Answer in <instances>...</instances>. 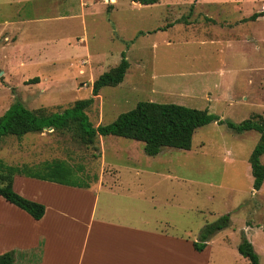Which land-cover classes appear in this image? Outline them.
Wrapping results in <instances>:
<instances>
[{"label":"rangeland","instance_id":"obj_1","mask_svg":"<svg viewBox=\"0 0 264 264\" xmlns=\"http://www.w3.org/2000/svg\"><path fill=\"white\" fill-rule=\"evenodd\" d=\"M262 12L264 0H161L147 6L130 0H0V116L16 100L49 115L91 98L92 83L115 68L124 52L129 68L122 83L102 88L85 110L94 127L143 101L207 110L233 123L264 121V16L246 21ZM34 78L39 82L30 84ZM258 141L255 131L237 134L211 123L195 132L189 151L165 148L150 157L140 142L97 136L84 145L71 131L44 129L0 139V161L37 175L44 164L61 162L71 175H49L81 188L103 178L107 190L105 184L118 179L129 185L127 197L119 192L116 200L126 203L130 221L152 229L164 227L154 219L168 215V232L189 242L229 215V226L192 264H250L237 250L243 238L264 264V183L252 189L249 163ZM260 161L264 165V156ZM101 192L98 210L106 200ZM8 225L13 217L0 198V251L15 242L1 240ZM69 227L51 235L57 249L47 262L40 248L34 264H76L81 230Z\"/></svg>","mask_w":264,"mask_h":264},{"label":"trees","instance_id":"obj_2","mask_svg":"<svg viewBox=\"0 0 264 264\" xmlns=\"http://www.w3.org/2000/svg\"><path fill=\"white\" fill-rule=\"evenodd\" d=\"M143 6L154 5L161 0H130ZM107 7V11L110 10ZM264 16V12L252 14L246 21H254ZM129 63L125 53H121L118 65L112 70L101 74L93 83L91 98L78 100L72 107L61 113L44 115L31 111L19 101H15L2 116H0V139L4 137L22 138L29 133H40L44 129L55 131H71L82 144L92 145L97 136H114L140 142L143 144L145 155L155 157L165 148L189 151L195 132L211 123L225 125L237 134L255 131L259 134V141L251 152L249 163L253 178L252 189L259 191L264 183V165L260 158L264 156V121L253 119L233 123L221 119L218 115L207 110H200L173 103L138 102L136 106L120 114L115 121L107 125L94 127L89 123L85 110L93 103V97L104 87H115L122 83ZM34 78L30 84L38 83ZM43 175L31 174L19 167H11L0 161V196L8 203L27 213L34 220H39L45 212L44 205L30 201L15 193L12 189V179L16 174H24L36 179L51 181L72 187H83L78 183L55 178L49 174L69 173L71 171L61 162L46 163L42 166ZM229 215L222 216L215 223L206 225L200 232L198 242L192 246L196 252H201L207 242L220 230L229 226ZM238 253L246 258L250 264H259V258L252 244L243 238L237 247ZM13 255H0V264H12Z\"/></svg>","mask_w":264,"mask_h":264},{"label":"crops","instance_id":"obj_3","mask_svg":"<svg viewBox=\"0 0 264 264\" xmlns=\"http://www.w3.org/2000/svg\"><path fill=\"white\" fill-rule=\"evenodd\" d=\"M227 93L228 87L223 89L221 97ZM157 175L171 176L166 173ZM35 179L16 174L12 179V189L23 198L44 205L45 212L39 220H34L0 196L10 208L14 223L8 225V232L1 233V240L5 243V239H9L23 245L12 242L7 244L6 251H0V255H13L12 264H34L40 248L43 262H47L53 248L57 249L51 235L60 234L70 225L81 230L76 264H192L193 257L201 254L193 249L194 241L189 242L168 232L172 224L168 215L161 216L165 218L163 220L154 217V221L162 223L165 228L157 226L148 229L130 221L126 203L116 200L119 192L122 198L127 197L124 193H129V185L120 184L118 179H113L115 182L112 184H105L107 190L103 189V178L86 184L85 188L36 180L41 193L34 188ZM118 186L124 188L119 190ZM137 190L142 194L141 188ZM101 191L106 200L98 210Z\"/></svg>","mask_w":264,"mask_h":264}]
</instances>
